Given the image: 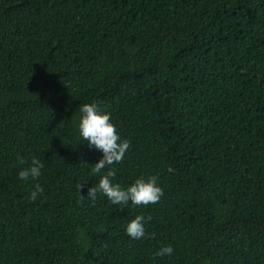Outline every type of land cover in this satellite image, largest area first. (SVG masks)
<instances>
[{
	"label": "trees",
	"instance_id": "16d2710c",
	"mask_svg": "<svg viewBox=\"0 0 264 264\" xmlns=\"http://www.w3.org/2000/svg\"><path fill=\"white\" fill-rule=\"evenodd\" d=\"M86 102L129 141L99 173ZM106 169L161 198H90ZM0 264H264V0H0Z\"/></svg>",
	"mask_w": 264,
	"mask_h": 264
},
{
	"label": "clouds",
	"instance_id": "9594fccd",
	"mask_svg": "<svg viewBox=\"0 0 264 264\" xmlns=\"http://www.w3.org/2000/svg\"><path fill=\"white\" fill-rule=\"evenodd\" d=\"M76 130L81 141H86L89 147H95L102 155L93 163L92 172L99 173L105 169V165L118 162L124 158L128 149L129 141L121 139L120 133L116 131L115 125L111 122L110 114L102 111L95 102H86L79 105V116L76 122ZM22 160V158H21ZM43 162L33 156L27 167L18 169L17 176L21 180L32 178L35 180L41 175ZM112 169H106L100 175L95 185L91 184L87 188V196L95 199L96 194H104L112 203L126 204L129 201L133 205L157 202L163 193V189L157 183L155 175L147 177H137L127 186L113 182L110 177L114 176ZM83 187L78 185V189ZM43 192V186L39 183L33 185L30 191V198L36 199L39 193ZM145 217L141 214L129 219L124 231L133 238H141L145 234ZM173 252L171 244L159 247L155 255L166 256Z\"/></svg>",
	"mask_w": 264,
	"mask_h": 264
}]
</instances>
